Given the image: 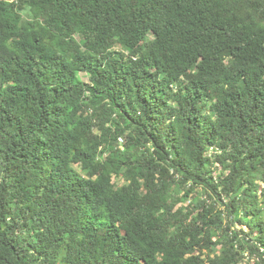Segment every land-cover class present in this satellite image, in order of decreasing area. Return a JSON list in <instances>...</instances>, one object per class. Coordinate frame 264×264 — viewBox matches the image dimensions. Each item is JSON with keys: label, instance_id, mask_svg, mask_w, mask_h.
Instances as JSON below:
<instances>
[{"label": "trees", "instance_id": "obj_1", "mask_svg": "<svg viewBox=\"0 0 264 264\" xmlns=\"http://www.w3.org/2000/svg\"><path fill=\"white\" fill-rule=\"evenodd\" d=\"M245 259L264 0H0V264Z\"/></svg>", "mask_w": 264, "mask_h": 264}, {"label": "rangeland", "instance_id": "obj_2", "mask_svg": "<svg viewBox=\"0 0 264 264\" xmlns=\"http://www.w3.org/2000/svg\"><path fill=\"white\" fill-rule=\"evenodd\" d=\"M117 49H119V47H118ZM80 75H81V78H82L84 81H87L88 76H87L85 73L82 72ZM76 167L78 168L77 170L80 171V168H79L78 166H76ZM240 227H241V225H237V228H240ZM241 264H250V262H248V260L245 259L244 262H242Z\"/></svg>", "mask_w": 264, "mask_h": 264}]
</instances>
